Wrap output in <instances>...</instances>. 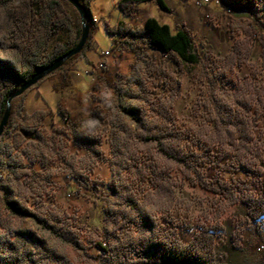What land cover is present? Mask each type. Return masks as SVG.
Instances as JSON below:
<instances>
[{
    "label": "rangeland",
    "instance_id": "rangeland-1",
    "mask_svg": "<svg viewBox=\"0 0 264 264\" xmlns=\"http://www.w3.org/2000/svg\"><path fill=\"white\" fill-rule=\"evenodd\" d=\"M117 1L91 2L96 20L90 26L92 40L85 50L87 58L97 65L102 53L110 50L112 39H117L114 44L118 49L103 60L104 68L97 71L84 58L76 60L67 70L80 75L76 76L78 79L84 78L79 85L70 79L65 86L61 74L51 75L24 97L25 112L19 113L28 117L23 120L15 112L1 136L0 144H9L8 156L3 159L21 167L29 174L27 179L34 181L28 188L21 186L17 190L11 181L10 167L3 172L0 234L16 242L17 231H31L45 241L47 249L35 250L39 264H135L138 259L129 251V243L138 237L140 228L135 220L112 223L126 209L117 193L127 185L129 194L136 192L142 199L150 189L148 183L140 181L145 171L143 163L147 167L156 161L160 157L157 147L165 143L164 139L152 141L137 125L164 128L170 122L175 132L185 135L186 150L193 158L182 166L176 163L179 155L176 156L165 173L170 177L175 203L167 211L162 210L163 206L152 211L144 202L146 212L184 242L190 240L201 223L220 227L216 251L221 264H264V217L252 221L245 204H232L214 190L216 181L234 180L257 194L264 190V175L247 173L238 166L229 147L213 148L202 140L214 133L212 124L218 117L224 128H232L224 109L235 107L234 101L239 98L233 87L250 81L257 68L264 69V30L248 13L231 14L215 0L204 5H199L198 0H165L169 12L146 3L133 9L130 19L121 16ZM251 5L253 15L264 25V0H251ZM67 8L74 10L76 29L81 30L78 12L71 6ZM149 17L186 28L197 45H205L207 67L196 68L190 74L184 70L173 74L171 66L145 56L143 44L124 34L132 31L140 36ZM138 46H143L140 59L132 52V47ZM233 48H241L247 56L245 62L221 69V60ZM215 73L223 76L214 81ZM164 74L174 75L179 92L163 91ZM170 96L176 97L172 104L168 102ZM14 103L19 110V98ZM46 103L53 112L52 119ZM58 107L66 121L57 115ZM165 108L171 112V121L163 118ZM256 123L254 143L258 144L264 141V115ZM21 128L38 135L34 148L26 147L28 144L14 134ZM158 162L164 163L160 158ZM23 180L24 177L19 183ZM6 191L15 195L20 192L26 207L46 221L49 228L32 217L11 215L4 200L16 196L5 194ZM235 234L241 237L236 246L232 239ZM98 245L109 252H103Z\"/></svg>",
    "mask_w": 264,
    "mask_h": 264
},
{
    "label": "trees",
    "instance_id": "trees-1",
    "mask_svg": "<svg viewBox=\"0 0 264 264\" xmlns=\"http://www.w3.org/2000/svg\"><path fill=\"white\" fill-rule=\"evenodd\" d=\"M78 1L88 15L90 26L94 25L96 19L93 18L91 12L92 0ZM146 3H154L159 10L169 12L165 0H118L116 2L121 16L127 19L133 17V9ZM219 5L225 11L229 10L231 14H237L241 11L248 13L251 20L264 30L263 23L252 13L251 0H247V3L242 0H220ZM68 6L71 5L65 0H0V121L8 97L23 82L65 55L78 43L81 30L76 29L75 12L72 6V10L67 8ZM119 24H124V21H120ZM107 30L110 34L112 33L108 26ZM124 35L132 40L140 41L147 51L145 56L171 66L170 69H172L173 74L180 72L178 70H184L190 74L194 69L206 66L205 59H208V52L205 45H197L188 30L182 26L172 27L169 24L161 23L155 17H149L143 23L140 36L132 31H128ZM91 40L92 32L90 31L89 39L82 52L72 57L51 75L61 74L62 83L67 86L69 83L67 68L76 60L84 58L93 68L96 67L85 54V50L90 47ZM116 41L117 39L113 38L112 44ZM143 46L132 47V52L138 59L144 54L142 51ZM246 58L247 56L243 54L241 48L237 50L233 48L230 50V54L221 60L220 68H232L234 65L243 64ZM51 75L44 78L30 90L38 87L41 82ZM172 76L169 74L161 76L163 77V91L179 92V85L176 84ZM213 76L214 81H216L223 75L215 73ZM233 91L239 93V98L234 101L235 107L231 106L224 109L232 128L229 130L224 128L222 125L223 120L221 122L218 117L213 120L211 131L214 133L207 134L202 140L206 144L212 145L213 148L215 146L229 147V152L233 155V160L238 166L242 167L247 173L262 176L264 175L262 166L264 141L258 144L254 141L257 139L256 122L260 116L264 115V69L257 68L250 81L237 83L233 87ZM27 92L19 97L21 101L19 110L15 108V103H12L9 122L15 112H25L23 103ZM175 96H177L176 93ZM175 96L168 97V102L172 104L176 98ZM253 105L255 106L254 109ZM48 109L52 119L53 112L49 106ZM167 109L163 110L165 112L163 118L166 121H171L172 115ZM126 112L133 114L129 110H126ZM56 113L62 121H66L64 113L59 107ZM36 115L34 114V116ZM40 115L45 116L43 113H40ZM29 116L32 117L33 115ZM27 117L28 114L22 113L21 119L25 120ZM169 125L170 122L164 128L150 124L145 127L137 125L151 136L152 141L165 140V143H161L157 147L158 156H160L158 158L163 160L164 163H159L158 158L153 161L154 164L150 163L147 167L143 163V170L145 171L142 172L140 181L148 183L150 189L144 193L142 199L138 198L136 192L129 194L127 185H124L118 193L113 191L124 200L126 209L120 216H115L112 223L121 224L125 219L135 220L134 222L140 228L137 231L138 237L132 239L129 243V251L138 259L135 264H221V257L216 251V237L221 232L220 227L212 223L208 225L201 223L193 231L190 240L184 242L175 231L166 230L160 223H155L154 217L150 212H146L143 206L145 202L150 205L152 211L159 210L162 206L166 208L162 210L167 211L176 201L169 187L170 177L165 174L168 172L169 164L178 155L179 158L176 163L182 166L193 158L186 150L185 135L178 134ZM161 132H163V137H161ZM14 134H18L28 144L26 147L31 146L34 148L39 140L36 133L24 128L18 129ZM9 135L11 136L10 132ZM1 144L0 164L3 163V157L8 156L9 153V144ZM7 164L12 171L11 181L17 190L21 186L25 189L28 188L30 183L34 181L33 178L27 179L29 174H25L18 165H14L9 161ZM22 177L25 181L19 183ZM186 179H189V176ZM215 185L217 186L214 188L215 192L223 194L232 204H245L247 215L252 221L264 217V190L257 194L248 192V187L234 180L230 182L216 181ZM5 194L15 195V193H9L8 191ZM15 196L13 199L9 200L6 197L4 200L6 210L11 215L22 219L32 217L49 228L46 221L36 217L26 207V203L20 197V192ZM186 228L190 230L189 226ZM140 230H143V232ZM15 234L19 236L16 242L10 241L6 235L0 234V264H39L35 255L36 247L47 249V243L31 231H17ZM232 239L236 246L239 244L241 237L235 234L232 235ZM98 247L103 252H109L108 248L103 245H98Z\"/></svg>",
    "mask_w": 264,
    "mask_h": 264
},
{
    "label": "water",
    "instance_id": "water-1",
    "mask_svg": "<svg viewBox=\"0 0 264 264\" xmlns=\"http://www.w3.org/2000/svg\"><path fill=\"white\" fill-rule=\"evenodd\" d=\"M67 1L79 14L80 21H81V36L78 41V43L65 55L61 56L59 59H57L52 64L42 68L38 72H36L31 78L23 82L19 88L13 92L7 99L6 107L4 114L0 121V137L3 135L5 128L7 127L9 123V118L11 114L12 109V103L21 97L25 92L30 90L32 87H34L37 83L42 81L47 76L51 75L55 71H57L59 68H61L63 65H65L68 60H70L72 57L80 54L82 50L84 49L90 35V24L88 22V15L83 8V6L79 3L78 0H65ZM26 135V134H25Z\"/></svg>",
    "mask_w": 264,
    "mask_h": 264
},
{
    "label": "built area",
    "instance_id": "built-area-1",
    "mask_svg": "<svg viewBox=\"0 0 264 264\" xmlns=\"http://www.w3.org/2000/svg\"><path fill=\"white\" fill-rule=\"evenodd\" d=\"M210 1L211 0H198V4L199 5H204L205 3H209ZM215 1H216V3H219L220 2V0H215ZM117 49H118L117 46H115V44H112L110 50H107V51H105V52L102 53V60L99 61L98 64L96 65V67H95L97 71H99L102 68H104V61L103 60L104 59H107L111 55H113V53ZM3 172H8L7 159H5L2 164H0V181H2Z\"/></svg>",
    "mask_w": 264,
    "mask_h": 264
},
{
    "label": "crops",
    "instance_id": "crops-1",
    "mask_svg": "<svg viewBox=\"0 0 264 264\" xmlns=\"http://www.w3.org/2000/svg\"><path fill=\"white\" fill-rule=\"evenodd\" d=\"M76 67V66H75ZM92 67V66H91ZM89 72V71H88ZM70 74V73H69ZM76 76H78V77H80V75H78V74H74V73H72L71 72V74L69 75V80L71 79V83L73 84H77V85H79L80 83H83L84 82V78H82V79H78V78H76ZM58 102V101H57ZM46 106H47V103L45 104Z\"/></svg>",
    "mask_w": 264,
    "mask_h": 264
},
{
    "label": "bare ground",
    "instance_id": "bare-ground-1",
    "mask_svg": "<svg viewBox=\"0 0 264 264\" xmlns=\"http://www.w3.org/2000/svg\"><path fill=\"white\" fill-rule=\"evenodd\" d=\"M6 128H7V127H6ZM6 128H5V129H6ZM0 138H1V137H0Z\"/></svg>",
    "mask_w": 264,
    "mask_h": 264
}]
</instances>
